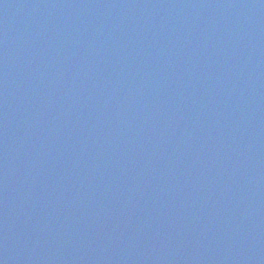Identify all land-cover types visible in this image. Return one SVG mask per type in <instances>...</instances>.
<instances>
[{"label":"water","instance_id":"obj_1","mask_svg":"<svg viewBox=\"0 0 264 264\" xmlns=\"http://www.w3.org/2000/svg\"><path fill=\"white\" fill-rule=\"evenodd\" d=\"M156 1L0 0V264H264V0Z\"/></svg>","mask_w":264,"mask_h":264}]
</instances>
